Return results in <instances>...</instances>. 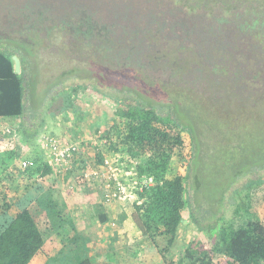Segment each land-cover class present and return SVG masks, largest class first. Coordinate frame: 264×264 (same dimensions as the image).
<instances>
[{"label":"rangeland","instance_id":"rangeland-1","mask_svg":"<svg viewBox=\"0 0 264 264\" xmlns=\"http://www.w3.org/2000/svg\"><path fill=\"white\" fill-rule=\"evenodd\" d=\"M231 1L234 10L220 23V16L210 17L203 8H215L220 15L213 0H185L186 6L198 8L200 17L176 0H0V45L16 37L42 42L28 64L29 74L39 80V92L45 90L38 99L49 100L77 81L132 106L155 107L163 117L175 118L174 112L184 117L188 128L183 136L193 158L178 164L182 174L189 165L191 169L189 205L175 245L178 254L196 239L206 245L210 229L214 233L232 220L238 225L248 213L264 220V44L259 43L264 26L253 28L261 14L237 19L245 7L259 3L264 10V0ZM55 25L65 30L57 31ZM29 27L43 29L33 36L16 33ZM231 27L246 31L229 48V35L222 28ZM72 34L84 39L82 47H74L78 39ZM199 67L207 70L201 73ZM101 103L102 111L112 114L115 104L106 97ZM89 123L79 131L78 141L93 134ZM90 150L95 154V148ZM157 242L165 245L161 237ZM136 246L141 249L136 251ZM136 246L131 262L140 250L149 253L155 247L146 240ZM69 251L61 252L68 256ZM64 255L50 256L49 263L69 264Z\"/></svg>","mask_w":264,"mask_h":264},{"label":"trees","instance_id":"trees-1","mask_svg":"<svg viewBox=\"0 0 264 264\" xmlns=\"http://www.w3.org/2000/svg\"><path fill=\"white\" fill-rule=\"evenodd\" d=\"M176 1L187 7L192 16L197 13L194 17H200L197 7L190 3L186 6L185 0ZM212 3L214 7L220 5L221 14L207 6L203 7L208 12L206 14L213 18L220 16V23L227 22L235 2L213 0ZM261 8L259 3L245 7L244 11L239 10L241 13L237 19L247 17L250 20L254 15L261 14V18L253 22V28L264 26V10ZM55 27L57 31L65 30L57 25ZM42 29L29 27L22 32L16 30V33L33 36ZM222 30L229 35V48L231 41L241 42L242 36L238 33L246 31L237 27ZM260 35L264 39V33ZM74 37L78 39L74 47H82L84 39L79 35ZM6 41L0 45V120L16 128L19 139L15 149L0 151V264H50L48 260L45 263L41 261L38 255L59 230L65 228L69 233L79 234L91 229L96 219L100 223H108L106 214H88L74 220L56 190L61 177L65 180L74 177L76 183L87 184L83 176L85 171L103 169L106 158L111 160L121 182L131 193L132 216L136 226L156 245L158 238L164 239L165 247L160 253L163 256L167 254L164 256L167 259L177 243L179 231L185 223L183 213L189 205L187 175L191 172L190 165L186 175L178 168V164L193 158L192 146L191 153L187 154L190 145L183 136L188 128L184 125V117L178 111L174 112L175 118L171 115L163 117L161 110L155 107L148 108L143 104L132 106L125 100L107 95V91L101 93L95 86L91 90L89 86L77 84V81L49 100L47 97L38 99L45 90L39 92V80L29 74L28 64L42 42H27L18 37ZM259 43L264 44V40ZM148 47L153 50L151 44ZM13 56L21 60L19 74L15 72ZM198 70L202 73L207 68L199 67ZM73 71L76 72L75 69ZM80 77L78 71L74 78L78 80ZM94 94L103 96L94 98ZM104 97L115 104L112 114L102 111ZM119 100L122 102L119 103ZM88 107H92L91 111L100 123L92 127L93 134L99 137L96 152L91 156L87 154V148L93 144L91 140H85L80 152L75 154L72 171L61 175L49 161L40 142L41 135L48 132L50 119L61 121L65 114L70 113L80 122L83 116L78 114L79 110L86 112L90 110ZM23 160L30 161L31 167L21 169L19 162ZM103 182L94 184L104 190ZM15 208L18 211L13 214ZM241 209L239 206L237 215ZM249 214L248 219L244 217L238 225L232 220L214 233L210 229L211 242H206V245L201 239L191 241L180 253L178 261L170 264H264V220ZM59 254L64 255L62 252ZM64 257L69 259L66 261L69 264H93L81 241H76L74 249Z\"/></svg>","mask_w":264,"mask_h":264},{"label":"crops","instance_id":"crops-1","mask_svg":"<svg viewBox=\"0 0 264 264\" xmlns=\"http://www.w3.org/2000/svg\"><path fill=\"white\" fill-rule=\"evenodd\" d=\"M89 111H83L80 113L83 119L79 122L70 113L65 114L61 121H54L50 119L47 123V134L57 135L66 141L80 140L82 135L79 131L83 125L90 122L89 126L95 127L98 124V119L94 112L91 111L92 107H88ZM104 110V107H102ZM107 111V110H106ZM109 112V111H108ZM110 114V113H109ZM7 121L0 120V130L3 125H7ZM100 124V123H99ZM85 140H91L92 144L95 142L93 134ZM92 148L96 146L93 144L87 148L90 156L92 155ZM104 188V186H103ZM56 190L58 193L64 191L62 203L66 204L69 208V213L74 220H78L81 217L88 215L91 210V215L106 214L109 221L106 224L100 223L99 220H95L93 227L87 231L75 234L69 233L65 228L59 230L54 234L45 244L43 251L38 255L41 261L44 263L48 260L51 261L50 256L55 257L64 249L69 247V250L74 249L76 241H81L85 248V253L89 255L93 264H170L176 263L180 253L177 252V247L171 250L167 259L164 258L167 254H161L160 252L165 247L154 244L150 238H148L142 231L136 226L133 219V210L131 205V198L121 201L107 202L105 200V188L94 184L80 185L75 182L74 177H70L65 180V177L59 180ZM67 208V209H68ZM90 209L87 211V209ZM17 208L12 210L13 214H16ZM140 240H146L151 242L155 247L153 252L145 253L140 250L134 262H131V252L134 251L133 247L136 246ZM137 247V246H136ZM140 247H137L136 251ZM141 249V248H140ZM57 253V254H56ZM168 260V262H167Z\"/></svg>","mask_w":264,"mask_h":264},{"label":"built area","instance_id":"built-area-1","mask_svg":"<svg viewBox=\"0 0 264 264\" xmlns=\"http://www.w3.org/2000/svg\"><path fill=\"white\" fill-rule=\"evenodd\" d=\"M18 139L19 133L16 128L10 125H3L0 130V151L15 149ZM40 142L47 153L49 161L54 165L59 174L62 175L72 171L75 154L81 150L78 142H66L62 138L51 134L41 135ZM31 165L32 163L28 160L19 162V167L23 170L30 168ZM83 176L89 184L104 183L103 180L105 181L104 188L106 192L104 197L107 202L130 198L127 186L121 182L109 158L105 159L103 169H88Z\"/></svg>","mask_w":264,"mask_h":264},{"label":"water","instance_id":"water-1","mask_svg":"<svg viewBox=\"0 0 264 264\" xmlns=\"http://www.w3.org/2000/svg\"><path fill=\"white\" fill-rule=\"evenodd\" d=\"M13 60H14V63H15V72L17 74L21 73L22 64H21L20 58L18 56H13Z\"/></svg>","mask_w":264,"mask_h":264},{"label":"clouds","instance_id":"clouds-1","mask_svg":"<svg viewBox=\"0 0 264 264\" xmlns=\"http://www.w3.org/2000/svg\"><path fill=\"white\" fill-rule=\"evenodd\" d=\"M43 134H47V133H43ZM42 134V135H43ZM52 135V134H51ZM54 136H57V135H54ZM58 137V136H57ZM61 138V137H60ZM97 138H98V141H99V137L97 136ZM63 139V138H62ZM94 139H95V137H94ZM64 140V139H63ZM74 140H76V139H74ZM66 141V140H65ZM66 142H70V141H66ZM72 142H78L79 144H82L84 141H78V140H76V141H72ZM95 142H96V140H95ZM95 142H93V144L95 145V146H97V144H95ZM99 143V142H98ZM82 146H80V148H81Z\"/></svg>","mask_w":264,"mask_h":264}]
</instances>
